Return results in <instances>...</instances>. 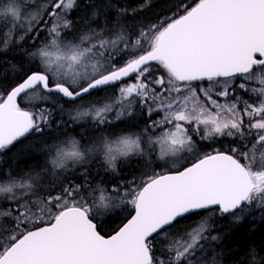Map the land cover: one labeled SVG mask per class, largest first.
<instances>
[{
    "label": "snow or ice",
    "instance_id": "snow-or-ice-1",
    "mask_svg": "<svg viewBox=\"0 0 264 264\" xmlns=\"http://www.w3.org/2000/svg\"><path fill=\"white\" fill-rule=\"evenodd\" d=\"M73 7V0H49L26 29L43 24L49 39L33 53L35 70L0 84V150L50 128L47 104L54 95L76 102L114 88L119 104L91 106L74 119L91 116L106 126L111 113L118 120L139 104L151 128L125 143L142 154L141 137L149 135L165 169L133 176L108 195L87 180L88 187H43L30 172L20 179L8 173L0 185V264H217L209 257L220 237L209 217L238 221L253 208L264 211V87L248 86L264 73V0H175L174 10L134 42L97 32L87 20L90 34L66 39L77 31L68 18ZM21 15L18 0H0V17L20 21ZM248 92L255 96L244 99ZM223 137L234 139L209 152L198 147ZM45 149L51 154L45 171L49 163L54 172L85 157L75 140L71 151L59 143ZM120 213L122 226L103 231L104 221ZM252 252L250 264H264Z\"/></svg>",
    "mask_w": 264,
    "mask_h": 264
},
{
    "label": "trees",
    "instance_id": "trees-1",
    "mask_svg": "<svg viewBox=\"0 0 264 264\" xmlns=\"http://www.w3.org/2000/svg\"><path fill=\"white\" fill-rule=\"evenodd\" d=\"M141 5L145 6L142 7ZM174 8L175 0H147V2L146 0H77L76 6L68 18L77 22L76 33L82 34L83 32L81 31L88 29L83 24V21L87 20L91 28L96 31L111 29L114 32L127 33L128 36L125 35L127 37L131 36L134 42L141 31L150 24L157 22L159 17L170 14V10H174ZM6 31H8V28L0 25V84L9 86L15 81L16 77L22 75L25 71L36 69L39 59L33 53L37 48L41 47V42L43 41L41 37L43 35L47 36V32L37 30L34 33H27L22 40L20 37L18 39L17 36L7 37L5 35ZM37 35L39 36L38 39H36ZM69 35L72 36L74 34L70 33L66 37L70 38ZM104 90L109 91L110 88ZM104 90L97 91L82 99L96 96ZM244 99H246L245 96ZM52 100V102L47 104L51 111L50 127L58 123L59 125L64 124L63 129L52 131L50 128H46L42 136L33 135L24 140L23 144L9 146L3 155V157L6 155V158L5 163L3 162L2 166H0V173L10 170L13 174L19 175L30 172L40 176L43 175L42 172H45L46 176L41 183L44 187L49 185H85V180H87L92 188L100 186V184L104 185L103 188L108 189L106 193L108 195L111 194V190L115 185L127 182L133 176L139 177L148 168V165L141 158L133 156L120 160L116 171H110L105 167L103 169L98 162H94L89 165H78L76 170L81 172L79 177L75 176L74 172L76 171L67 170L59 172L56 177L49 176L48 170L45 171V158L41 155L42 151L45 150V145H48L46 140L53 138L52 136L58 132H68V134H72L75 137L78 133L77 127L79 128L83 125H72L73 122L71 121V123L67 120L65 115L62 116L59 111L62 107L71 108L72 102L65 101L55 95ZM24 105L22 104V106ZM70 126L73 128L68 130ZM147 127L144 113L137 112L136 116L132 117L131 120L117 122L112 126V129L113 132L117 133L121 130L143 132ZM81 131L82 134L77 137L80 138L82 135L85 139L90 136L85 141H89L92 139L91 137H97L95 133L87 135L85 132L83 133V130ZM59 139L61 138H56L55 140ZM198 146L202 152H209L213 148H221L228 145H222L218 140V143L211 144L201 142ZM22 150L28 154L22 155ZM152 169L161 171L164 166L155 165ZM104 170H107V173ZM85 172H87V176L84 175ZM85 187H88V185H85ZM121 191L123 192V189ZM124 215L125 213H120L105 220L102 225L103 231L112 234L113 229H117L118 226L122 225L121 222ZM241 215L242 218L238 221L228 216L224 218L209 217V223L214 225L212 234L220 237L218 241L212 242L214 256L209 257L210 261L214 258L217 264H250L253 257V249L257 260L264 257V211L253 208L250 212Z\"/></svg>",
    "mask_w": 264,
    "mask_h": 264
},
{
    "label": "rangeland",
    "instance_id": "rangeland-1",
    "mask_svg": "<svg viewBox=\"0 0 264 264\" xmlns=\"http://www.w3.org/2000/svg\"><path fill=\"white\" fill-rule=\"evenodd\" d=\"M49 0H18L19 6L21 8V18L20 21H16L14 18L12 17H0V25H2L3 27L8 28V31H6V36L12 38L13 36H17V38L19 39V37H23L25 34H29L31 32H27L26 29L27 28H31L35 26V22L38 21L40 19V16L43 15L45 8L47 7ZM76 2L77 0H73V5L74 7L76 6ZM73 7V9H74ZM69 10L70 12L73 10ZM44 19L47 21L49 18L47 16H44ZM46 27L45 25L42 24V26L40 27V29L37 30H41L42 28ZM24 29V30H22ZM36 30V31H37ZM101 30L97 31L100 32ZM105 32H111L112 35L110 38H115V36L117 34L120 35H124L127 38V33H123L120 31L114 32L111 29H104ZM34 33V31H32ZM83 32L82 34L79 33H73L74 35L69 37H66V39L71 40L73 38V36L75 35H85V34H90L89 29L87 30H83L81 31ZM123 33V34H122ZM16 34V35H15ZM127 36H126V35ZM41 38H43V41L41 42V47L48 42V37L46 35H43ZM41 47L37 48L34 52H37ZM37 57V56H36ZM38 58V57H37ZM39 59V58H38ZM94 62V61H93ZM88 70L91 71V65H89ZM264 78V73H258L256 77L253 78V80L248 82V86L249 88H257L259 89L260 87H264V85L260 84V79ZM240 81H238L237 83H239ZM245 98L248 99L249 96L254 97L255 94L248 92V93H244ZM118 93L116 91V89L114 88H110L109 91L104 90L102 92H100L99 94H97L96 96L93 97H88L86 99H80L77 100L76 102H72L71 108L70 107H62V110H59L61 112V115L66 117L67 120H69L70 122L72 121L73 124L77 126L76 124H83L82 129H90L91 126H97L96 123L92 120L91 116H86V117H81L78 120H75L74 117H76L78 112H82L84 110L89 109L91 106H95L97 108L99 107H103L105 105H112V104H119L120 101L118 100ZM61 98V97H60ZM53 101V100H52ZM51 101V102H52ZM28 102L25 101L24 104L26 105ZM63 106V105H61ZM132 109L134 111H132L131 115H125L122 116L120 119H115V115L116 113L113 112L110 114V117L112 118V122L111 124H109V129L105 128V126H97L95 129V134H96V138L90 139L89 141H85V144H83L81 141H78L79 139L74 137H71L70 135H63V136H59L57 138H61L59 140H53V139H48V144L51 145L53 143H59L60 147L65 148L66 150L71 151V141L75 140L77 141V148H79V150L83 151L85 153V157L84 160L82 162L78 161V162H69L68 166L65 169H56L54 172L51 169V164L49 163L47 165L48 168V175L52 176V177H56V175H59V172H62L63 170H67V171H76L75 176L79 177V175H81L80 171H77L76 168L78 167V165H80L81 163L83 164H87L89 165L90 160L91 159H95L97 158L99 155L102 156V152H101V145L105 140H114L122 135H131L133 138H137L138 136H140V134L142 133V131H138V132H131V131H118L117 132H113L112 126L114 124H116L117 122L120 121H126V120H131L132 117L136 116L137 112L143 114V110L141 109L139 104H132ZM140 109V110H139ZM117 111H123L124 110V106H121L120 108L116 109ZM143 112V113H142ZM145 115V119L147 120V128H151V120H149ZM163 116V113L160 112L157 115H154L152 117V120H159L161 119ZM61 117V116H60ZM133 120V119H132ZM149 120V122H148ZM71 122V123H72ZM149 123V124H148ZM55 126L50 127L51 129H54ZM72 128V126L69 127L68 130H70ZM108 129V130H105ZM154 131V130H153ZM144 132V130H143ZM158 135V133H157ZM155 137H153L154 139ZM220 142V144H224V145H229L231 143V141L234 139L232 137H223V138H217ZM141 151L142 154H131L127 157H121L116 161V165L115 168H111L109 167V169L111 171H116L117 170V165L119 163L120 160H124L126 158L129 157H133V156H137L138 158H141L145 164L148 165V168L144 171H147L149 169H152L153 166H164L165 169V161L158 159L159 156V145L157 144L155 146V151L152 150L153 146L151 143H149V135H145L143 137H141ZM206 144H211L210 142H205ZM199 147V146H198ZM249 148L251 147V145L248 146ZM89 149H91V151H89ZM214 149V148H213ZM264 151V150H261ZM261 152L257 151L255 153L256 157L259 158ZM41 155L45 158V163L48 162L51 159V154H49L47 152V150H43ZM103 157V156H102ZM105 162V161H104ZM167 163L170 165L172 163L171 160H168ZM105 164L108 166V164L105 162ZM150 167V168H149ZM163 169V170H164ZM154 170V169H153ZM8 173H11L10 170L7 171H3L2 173H0V185H7V183L9 182V176ZM43 175L38 176L39 177V182L42 183L43 178H45L46 173L42 172ZM79 173V174H78ZM78 174V175H77ZM12 177H15L16 179H20L21 174H14L11 173ZM33 176H36L34 174H32ZM58 178V177H57ZM65 179V178H64ZM63 179V180H64ZM63 182V181H62ZM43 186V184H41ZM44 187V186H43ZM103 188V187H102ZM99 191L96 192V196H99ZM106 194V193H105ZM107 195V194H106Z\"/></svg>",
    "mask_w": 264,
    "mask_h": 264
},
{
    "label": "clouds",
    "instance_id": "clouds-1",
    "mask_svg": "<svg viewBox=\"0 0 264 264\" xmlns=\"http://www.w3.org/2000/svg\"><path fill=\"white\" fill-rule=\"evenodd\" d=\"M131 135H122L114 140H105L101 147V152L104 161L108 164L109 167L114 168L116 165V161L121 157H127L132 153L129 151L130 145L126 144L125 141L134 140ZM79 150V148H78ZM81 156L84 157L85 153L81 150ZM70 162V161H69ZM68 162V163H69Z\"/></svg>",
    "mask_w": 264,
    "mask_h": 264
},
{
    "label": "flooded vegetation",
    "instance_id": "flooded-vegetation-1",
    "mask_svg": "<svg viewBox=\"0 0 264 264\" xmlns=\"http://www.w3.org/2000/svg\"><path fill=\"white\" fill-rule=\"evenodd\" d=\"M57 120H61V119H57ZM111 124V123H110ZM55 127H54V129H51L52 131H54V130H59V129H63L62 127H64V124H62V125H59L58 123H55V125H54ZM83 127V126H82ZM82 127H77V130H78V133L76 134V136L75 137H77L78 135H80V134H82V131L81 130H83V133L85 132V134H87V135H90V133H95L96 131H95V129H96V127L94 126H91V128L90 129H88V128H86V129H82ZM73 128V127H72ZM105 128H108L109 129V126L108 125H106L105 126ZM108 129H105V130H108ZM73 133V132H72ZM45 134H47V133H45ZM63 135H70L71 137H73L72 136V134H68V132H58L56 135H53L52 137L53 138H51V139H56L57 137H59V136H63ZM96 135V134H95ZM90 136H88V137H86L85 139H84V137L81 135V137L79 138V137H77L79 140L78 141H81L83 144H85V140H87L88 138H89ZM92 139L93 138H95V139H97L96 137H91ZM46 142H47V140H46ZM49 145V144H48ZM5 151H6V149H3V150H0V166H2V164H3V162L5 163V156L3 157V155L5 154ZM94 162H98L102 167H103V169H104V167L106 168V169H108V170H110L109 169V166H107L106 164H105V162H104V159H103V157L101 156V155H99L97 158H95V159H91L90 160V164H92V163H94ZM81 164H83V163H81ZM80 164V165H81ZM105 171V173H107V170H104ZM111 171V170H110ZM14 175V174H13ZM104 185H102V184H100V186L99 187H103Z\"/></svg>",
    "mask_w": 264,
    "mask_h": 264
},
{
    "label": "water",
    "instance_id": "water-1",
    "mask_svg": "<svg viewBox=\"0 0 264 264\" xmlns=\"http://www.w3.org/2000/svg\"><path fill=\"white\" fill-rule=\"evenodd\" d=\"M62 98V97H61ZM63 100L67 101L66 99L62 98ZM69 102V101H68ZM126 222V221H125ZM122 226V225H121Z\"/></svg>",
    "mask_w": 264,
    "mask_h": 264
},
{
    "label": "bare ground",
    "instance_id": "bare-ground-1",
    "mask_svg": "<svg viewBox=\"0 0 264 264\" xmlns=\"http://www.w3.org/2000/svg\"><path fill=\"white\" fill-rule=\"evenodd\" d=\"M83 98H85V97H83ZM82 99V98H81Z\"/></svg>",
    "mask_w": 264,
    "mask_h": 264
}]
</instances>
